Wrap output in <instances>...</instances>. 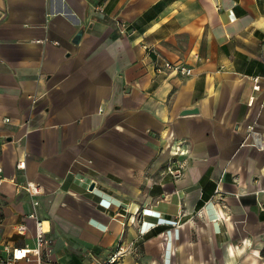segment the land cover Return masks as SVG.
<instances>
[{
    "label": "crops",
    "instance_id": "crops-1",
    "mask_svg": "<svg viewBox=\"0 0 264 264\" xmlns=\"http://www.w3.org/2000/svg\"><path fill=\"white\" fill-rule=\"evenodd\" d=\"M0 162V253L264 264V0H0Z\"/></svg>",
    "mask_w": 264,
    "mask_h": 264
},
{
    "label": "built area",
    "instance_id": "built-area-1",
    "mask_svg": "<svg viewBox=\"0 0 264 264\" xmlns=\"http://www.w3.org/2000/svg\"><path fill=\"white\" fill-rule=\"evenodd\" d=\"M157 71L162 70H170L176 71L181 74H190L191 69L187 68L179 63L164 61L162 64L156 66ZM6 121H9V118H6ZM186 147L178 143L176 144L174 150L172 151L173 155H181L187 153ZM18 168L25 167V161L19 160L17 162ZM2 165L0 162V181L2 180ZM172 178H178L182 175V165L179 161L174 163H170L166 166L165 171ZM20 187L27 191V193L31 196H36L40 193V187L33 181H27L24 184H21ZM32 204L35 206L37 204L35 199H32ZM29 217L35 218L36 225V236L34 245L25 244L24 246H16V247H4L5 253H0V264H20V262H25V264H45L46 256L48 253L52 251V239L47 236V230L44 227L43 220L38 219L35 212L29 213ZM2 222V218L0 217V224ZM17 231L20 234L25 233L27 226L25 224H19L16 226ZM48 252V253H47ZM124 250L122 247L115 251H113L109 257L104 260L98 262V264H117L123 254Z\"/></svg>",
    "mask_w": 264,
    "mask_h": 264
},
{
    "label": "water",
    "instance_id": "water-1",
    "mask_svg": "<svg viewBox=\"0 0 264 264\" xmlns=\"http://www.w3.org/2000/svg\"><path fill=\"white\" fill-rule=\"evenodd\" d=\"M82 34H83V29H80L77 31V33L75 34L72 42L74 43H79L81 37H82ZM198 111V108H189V109H184L182 110L181 114H186V113H194V112H197ZM90 188L92 189L93 188V184L90 185Z\"/></svg>",
    "mask_w": 264,
    "mask_h": 264
}]
</instances>
